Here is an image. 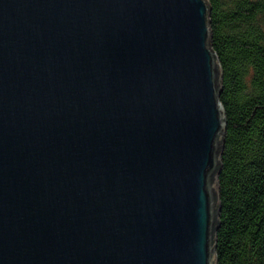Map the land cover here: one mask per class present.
<instances>
[{
  "label": "water",
  "instance_id": "obj_1",
  "mask_svg": "<svg viewBox=\"0 0 264 264\" xmlns=\"http://www.w3.org/2000/svg\"><path fill=\"white\" fill-rule=\"evenodd\" d=\"M209 10L0 0V264H216Z\"/></svg>",
  "mask_w": 264,
  "mask_h": 264
},
{
  "label": "trees",
  "instance_id": "obj_2",
  "mask_svg": "<svg viewBox=\"0 0 264 264\" xmlns=\"http://www.w3.org/2000/svg\"><path fill=\"white\" fill-rule=\"evenodd\" d=\"M225 129L216 264H264V0H207Z\"/></svg>",
  "mask_w": 264,
  "mask_h": 264
}]
</instances>
